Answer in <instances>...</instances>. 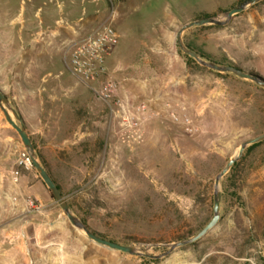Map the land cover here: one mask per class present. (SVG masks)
I'll return each mask as SVG.
<instances>
[{
	"label": "rangeland",
	"instance_id": "374dc122",
	"mask_svg": "<svg viewBox=\"0 0 264 264\" xmlns=\"http://www.w3.org/2000/svg\"><path fill=\"white\" fill-rule=\"evenodd\" d=\"M31 1L41 4L47 0H0V87L33 132L38 160L74 215L104 238L134 245L146 255L102 246L62 214L65 222H57L53 232L66 246L52 250L46 243L50 232L38 243L30 225L15 239L12 253H3L11 244L0 237V264H264V141L250 150L247 147L239 163L220 180L217 225L194 243L161 257L149 256L168 250L151 245L190 237L211 219L216 175L242 142L264 133V88L195 61L187 65L194 83L184 86L189 93L195 92L193 98L175 97L171 91L164 97L136 98L129 103L117 89L116 104L115 98L99 99L90 88L99 101L95 135L79 137L80 116L76 119L60 106L41 134L22 102L32 77L29 63L33 52L27 40L20 42L19 35H14L20 27L18 14L27 15L34 8ZM75 1L50 0L49 5L57 14L60 6ZM160 1L173 5L179 29L185 22L207 16L224 18L245 0ZM60 16L52 19L58 21L52 30L58 27L65 33L67 24L74 25L77 16L74 12ZM130 24H137L134 17ZM184 39L206 60H227L264 78V0L235 14L224 26L192 27L185 31ZM177 50L184 54L178 44ZM22 58L26 64L16 65ZM83 120L85 132L91 126L88 117ZM22 151L18 133L0 109V166L17 176L31 171L42 181L32 164H19ZM65 254L68 261H58Z\"/></svg>",
	"mask_w": 264,
	"mask_h": 264
},
{
	"label": "crops",
	"instance_id": "0c3cea01",
	"mask_svg": "<svg viewBox=\"0 0 264 264\" xmlns=\"http://www.w3.org/2000/svg\"><path fill=\"white\" fill-rule=\"evenodd\" d=\"M150 1L154 2L150 4ZM49 2H34V8L27 15L19 13L20 27L14 34L19 35L20 42L27 40L33 52L29 63L32 77L27 81V96L22 102L33 115L32 123L39 124L37 128L41 134L45 132L48 119L60 112L59 106L62 112L75 115L76 119L80 116L76 129L79 137L97 133L99 101L92 97L90 87L68 69L66 57L72 42L104 25H112L119 35L117 45L106 56V67L108 76L118 84L120 97L132 103L136 98L164 97L171 91L175 97L195 96L194 91L189 93L184 88L188 83H194L195 78L177 50L179 19L170 2L76 0L74 4L60 6L57 11L60 18L69 16L70 12L77 16L74 25L67 24L65 33L58 27L52 30L58 21L52 22L57 14ZM72 6L75 8L71 10ZM132 17L137 21L136 25L130 24ZM26 62L22 58L16 65ZM83 117H88L91 126L85 132L82 130ZM26 130L34 145L33 132ZM12 173L11 169L0 166V237L4 236L11 244L3 249V253L9 254L16 249L15 239L19 234L24 235L30 225L38 243H42L43 234L50 232L46 243L52 250L56 246H66V242H61L53 232L56 223H64L65 219L47 187L31 171L19 173L18 182L11 179ZM28 200L35 206L30 207ZM58 261H68L67 255Z\"/></svg>",
	"mask_w": 264,
	"mask_h": 264
},
{
	"label": "water",
	"instance_id": "95a60500",
	"mask_svg": "<svg viewBox=\"0 0 264 264\" xmlns=\"http://www.w3.org/2000/svg\"><path fill=\"white\" fill-rule=\"evenodd\" d=\"M261 0H245L241 4L237 5L230 9L224 18H218L214 16H207L195 20H191L185 22L181 25V27L177 30L176 33V41L181 49L182 53L193 58L198 64L207 67L209 69L215 70L221 73H231L235 76H238L243 79L251 80L254 83L264 88V78L259 76L256 73L244 71L234 65L229 64H219L212 60H206L200 57L196 52L191 50L184 41V33L188 29L192 27H199L205 25H217L224 26L229 23L230 19L235 15L242 11H244L248 6L256 4ZM0 109L2 110L6 121L11 125V127L18 133L20 140L23 144V147L28 154V157L31 161V164L37 171L38 175L42 179L43 183L49 190L52 198L59 205L62 210V213L66 216V218L70 221V223L76 227L77 229L83 231L85 235L91 239L92 241L105 246L112 250H117L121 252H125L132 255H146L142 249L137 248L134 245H125L110 239L103 238L98 234L94 233L90 230L82 220H80L74 213L72 212L71 206L67 202L66 198L62 195L61 191L57 187V184L48 173V171L43 167V165L38 160L36 155L35 147L31 141V138L26 130V127L19 115V113L10 105L9 99L3 90L0 88ZM264 141V133L252 137L250 139L245 140L239 146L237 153L231 157L224 167L219 171L214 179V192H213V208H212V217L211 219L194 235L180 239L173 243H163V244H153L151 246H166L168 250L161 255H149L150 257H161L177 247H181L187 244L194 243L204 237L210 230H212L218 223L220 219V199H221V191H220V180L225 176L233 167V165L241 159L245 149L253 144ZM148 256V255H147Z\"/></svg>",
	"mask_w": 264,
	"mask_h": 264
},
{
	"label": "built area",
	"instance_id": "2783aa9c",
	"mask_svg": "<svg viewBox=\"0 0 264 264\" xmlns=\"http://www.w3.org/2000/svg\"><path fill=\"white\" fill-rule=\"evenodd\" d=\"M118 41L119 35L114 27L105 25L75 41L69 47L66 57V65L73 75L93 89L99 99L111 101L115 98L116 104H119V99L116 98L117 83L107 74L106 56ZM94 83H97L99 87H94ZM19 164L31 165L26 151L20 153ZM17 178V174H14L13 180L17 181ZM27 204L30 207L35 206L32 200H28Z\"/></svg>",
	"mask_w": 264,
	"mask_h": 264
},
{
	"label": "trees",
	"instance_id": "16d2710c",
	"mask_svg": "<svg viewBox=\"0 0 264 264\" xmlns=\"http://www.w3.org/2000/svg\"><path fill=\"white\" fill-rule=\"evenodd\" d=\"M201 27H206V25L205 26H201ZM184 41H185V43L187 44V46L191 49V50H193L194 52H196L200 57H202V58H204V59H207V58H205V56H203L200 52H198L197 50H195V49H193L190 45H189V43L188 42H186V40L184 39ZM183 57H184V59H185V61H186V64L189 66L191 63H195L196 64V62H195V60L193 59V58H191V57H189V56H187V55H185V54H183L182 55ZM227 61V60H226ZM226 61H222V62H219V61H215L216 63H219V64H229V65H233V64H231L230 62H226ZM235 66V65H234ZM237 67V66H236ZM239 68V67H238ZM241 69V68H240ZM262 142V141H261ZM261 142H259V143H256V144H253V145H251V146H249L248 147V150H250V149H252V148H254V147H256L257 145H259ZM239 162H236L234 165H233V167L231 168V170L230 171H232L233 169H234V167L238 164ZM44 167V166H43ZM45 168V167H44ZM46 169V168H45ZM47 170V169H46ZM229 171V172H230ZM49 173V172H48ZM57 187L59 188V186L57 185ZM59 190H60V188H59ZM48 192H49V190H48ZM49 194H50V192H49ZM50 196H51V194H50ZM52 197V196H51ZM53 199V198H52ZM83 222H84V224L86 225V222H85V220L82 218L81 219ZM87 226V225H86ZM94 233H96V234H98L97 232H95V231H93ZM99 236H101L100 234H98ZM101 237H103V236H101ZM104 238V237H103ZM112 241H114V240H112Z\"/></svg>",
	"mask_w": 264,
	"mask_h": 264
}]
</instances>
